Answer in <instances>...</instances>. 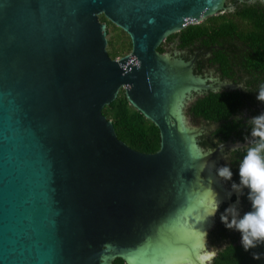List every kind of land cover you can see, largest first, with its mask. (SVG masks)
Returning <instances> with one entry per match:
<instances>
[{
    "label": "water",
    "instance_id": "obj_1",
    "mask_svg": "<svg viewBox=\"0 0 264 264\" xmlns=\"http://www.w3.org/2000/svg\"><path fill=\"white\" fill-rule=\"evenodd\" d=\"M230 7L0 0V264H199L215 200L243 211L216 170L252 138L218 143L213 131L226 122L190 121L185 110L203 93L243 86L207 68L220 48L157 47ZM101 14L128 34L129 53L108 55ZM121 88L158 127L156 152L130 148L103 115Z\"/></svg>",
    "mask_w": 264,
    "mask_h": 264
},
{
    "label": "trees",
    "instance_id": "obj_2",
    "mask_svg": "<svg viewBox=\"0 0 264 264\" xmlns=\"http://www.w3.org/2000/svg\"><path fill=\"white\" fill-rule=\"evenodd\" d=\"M227 3L231 4L232 10L208 16L199 23L188 24L166 37V43H174L178 49L220 48L211 53L209 63L219 65L225 75H229L227 72L231 71L232 65L237 64L244 78L248 77L244 83L247 92H208L197 98L188 108V114L192 117L202 118L209 123L226 122L213 131L218 143L234 139L245 142L251 139V125L247 121L264 113V103L256 99L259 86L264 84V3L250 0H227ZM100 20L111 24L104 16ZM130 50L128 36L118 28L110 39L108 55L116 58ZM158 50H164L162 45ZM102 113L111 120L117 138L130 148L143 153H154L159 149L158 127L128 102L123 90L111 103L103 107ZM243 113L248 117L228 121L232 116H242ZM248 147L230 151L227 166L233 173L232 183L239 184V164ZM247 195L248 190L244 193L243 200L250 211L251 204ZM225 205H222V213ZM211 239L213 244L221 246L212 264H264V243L246 252L235 232L227 229L222 222L211 233ZM253 252L260 253L261 259L253 260ZM112 264L126 263L121 257H115Z\"/></svg>",
    "mask_w": 264,
    "mask_h": 264
},
{
    "label": "clouds",
    "instance_id": "obj_3",
    "mask_svg": "<svg viewBox=\"0 0 264 264\" xmlns=\"http://www.w3.org/2000/svg\"><path fill=\"white\" fill-rule=\"evenodd\" d=\"M252 2L264 3V0H250ZM244 91L246 89L241 87ZM257 101L264 103V84L259 86ZM251 125L249 147L243 160L239 164V184L232 183V190L242 193L248 190L247 199L251 204V210L239 214L235 205L229 206L221 214V222L229 230H235L241 234V245L247 252L255 249L258 244L264 243V113L254 116L247 121ZM212 151L207 152L206 157ZM203 171V168L201 169ZM217 176L224 181H231L233 173L228 166H221L216 170ZM220 201L214 202V207L209 213V217L215 216L219 210ZM230 218V219H229ZM204 235V251L197 257L199 264H212L217 252L216 248L208 250L206 248V233ZM253 260H260L261 254L252 253Z\"/></svg>",
    "mask_w": 264,
    "mask_h": 264
},
{
    "label": "flooded vegetation",
    "instance_id": "obj_4",
    "mask_svg": "<svg viewBox=\"0 0 264 264\" xmlns=\"http://www.w3.org/2000/svg\"><path fill=\"white\" fill-rule=\"evenodd\" d=\"M229 4L230 3H227V0H226V5L227 6H229ZM226 11V10H225ZM102 14L101 15H99V17H98V19H99V22H101V20L100 19H102ZM109 21V20H108ZM110 22V21H109ZM102 23H105V25H106V33H107V35L109 34V26L110 25H112L113 27H114V30H113V33H115V31H117V27L118 26H116V25H114L113 23H111L110 25H108L107 24V22H102ZM119 28V27H118ZM121 29V28H120ZM126 33V32H125ZM107 35H106V37H107ZM126 35L128 36V34L126 33ZM168 36V35H167ZM166 36V37H167ZM166 37L164 38V40L161 42V44L160 45H162V47L164 48V50L163 51H159L158 50V47L160 46H158L157 47V51L160 53V54H162V55H166L167 54V48H166V46L168 45V44H173L174 46H175V44L174 43H166ZM128 39H129V41H130V38H129V36H128ZM109 42H110V39H108L107 38V46H106V48H107V51H108V49H109ZM166 43V44H165ZM128 44V43H127ZM130 44H131V41H130ZM176 47V46H175ZM177 48V47H176ZM189 49H194V48H187V49H179L180 51H187V50H189ZM131 51V50H130ZM211 58V57H210ZM210 61H209V58L207 59V68L208 69H210V70H212L213 71V74L214 75H217L218 76V78H220V79H227V80H229V81H231V83L232 84H237V85H242L243 87H245V82L248 80V77H246V78H244V74H242V72H241V69L239 68V65H232V69H231V71L230 72H227L229 75H225L224 73H223V71L220 69V67H219V65H212V64H210L209 63ZM232 74V76H231V74ZM121 90H123V88H121L120 90H119V92H121ZM233 90H239L238 88H235V89H233ZM241 90H243V89H241ZM124 91V90H123ZM240 91V90H239ZM118 92V93H119ZM209 92H213V91H209ZM202 95H204V93L203 94H201V95H199V96H196V98L193 100V101H191L190 103H189V106H190V104L191 103H193L197 98H199L200 96H202ZM189 106H188V108H189ZM188 108H187V115L189 116V117H191V118H193L194 120L195 119H197V118H195V117H192V116H190L189 114H188ZM202 119V118H201ZM203 121H206V120H204V119H202ZM207 123H209L208 121H206ZM214 123V122H213ZM209 124H211V123H209Z\"/></svg>",
    "mask_w": 264,
    "mask_h": 264
},
{
    "label": "rangeland",
    "instance_id": "obj_5",
    "mask_svg": "<svg viewBox=\"0 0 264 264\" xmlns=\"http://www.w3.org/2000/svg\"><path fill=\"white\" fill-rule=\"evenodd\" d=\"M229 6H231V4H229ZM232 9H233V7L231 6L230 8L227 9V11H230V10H232ZM117 29H118V28H117ZM113 30H114V27H113L112 25H110V26H109V34L107 35V38H108V39H111V38H112ZM122 35L124 36V38H126V36H125L124 34H122ZM166 48H167V50H168V49H173V50H175V51H180V50H179L178 48H176L173 44H168V45L166 46ZM128 53H129V52H128ZM123 55H124V53H123ZM121 56H122V55H121ZM188 106H189V103H188L187 106H186V110H187ZM186 110H185V114H186V116L188 117V120H190V121H194L193 118H191V117H189V116L187 115V111H186ZM224 155L228 156V161L226 162V161H224V160H221V161H220V166H227L228 163H229L230 151L225 152ZM236 184H238V183H236ZM231 185H232V182H231V181H224V182L222 183V186H223L225 189H227V190H232ZM246 190H247V189H244V190L242 191V193H241L240 206H241V208L243 209L241 216H243V214L246 213V212L248 211V206L245 204V202H244V200H243V195H244V193L246 192ZM222 205H223V204H221V205L219 206V210L216 212L215 216H213V217H214V225H213V228H212L210 231L206 232V234H207V235H206V246H207V249H208V250H211L212 248H216V252H217V250H219V248H220L221 246H220V244H218V245L213 244L212 239H211V233L215 230V228L218 226V224L221 223L220 216H221V214H222V212H221ZM228 206H229V205H227V204L225 205L224 211H225V209H226ZM229 219H230V218H229ZM233 232H235V234L238 236V240H239V242H240V241H241V234H240L239 232L235 231V230H233ZM239 235H240V236H239Z\"/></svg>",
    "mask_w": 264,
    "mask_h": 264
},
{
    "label": "bare ground",
    "instance_id": "obj_6",
    "mask_svg": "<svg viewBox=\"0 0 264 264\" xmlns=\"http://www.w3.org/2000/svg\"><path fill=\"white\" fill-rule=\"evenodd\" d=\"M225 190H227V189H225ZM228 192H229V190H227ZM204 240H205V238H204ZM206 243V242H205Z\"/></svg>",
    "mask_w": 264,
    "mask_h": 264
},
{
    "label": "built area",
    "instance_id": "obj_7",
    "mask_svg": "<svg viewBox=\"0 0 264 264\" xmlns=\"http://www.w3.org/2000/svg\"><path fill=\"white\" fill-rule=\"evenodd\" d=\"M116 58H118V57H116Z\"/></svg>",
    "mask_w": 264,
    "mask_h": 264
}]
</instances>
